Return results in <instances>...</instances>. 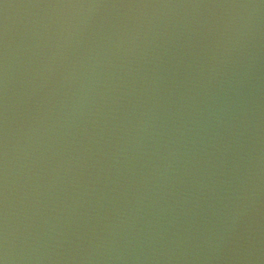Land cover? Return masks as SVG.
Listing matches in <instances>:
<instances>
[{
    "label": "water",
    "instance_id": "1",
    "mask_svg": "<svg viewBox=\"0 0 264 264\" xmlns=\"http://www.w3.org/2000/svg\"><path fill=\"white\" fill-rule=\"evenodd\" d=\"M0 264H264V0H0Z\"/></svg>",
    "mask_w": 264,
    "mask_h": 264
}]
</instances>
